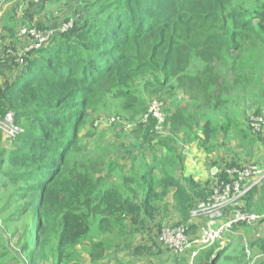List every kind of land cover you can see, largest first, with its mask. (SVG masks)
<instances>
[{
    "label": "trees",
    "instance_id": "1",
    "mask_svg": "<svg viewBox=\"0 0 264 264\" xmlns=\"http://www.w3.org/2000/svg\"><path fill=\"white\" fill-rule=\"evenodd\" d=\"M45 1L34 3L35 12L44 9ZM92 1L78 3L86 4L81 8L86 22L62 37L56 34L48 46L28 54L8 91L7 85L0 88V107L13 110L14 122L24 126L18 148L5 155L12 169L6 173L14 187L11 196L20 198L23 205H16L15 213H28L27 236L20 250L22 264H79L83 253H87L90 264H96L109 249L114 253L128 249V219L138 225L140 217L151 218V204L169 189H173L176 211L186 223L189 211L201 198L185 188L194 184L191 180H185L183 186L168 172L161 181L162 193L154 194L157 168L151 166L138 177L132 173L121 184L110 183L106 175L114 171L116 163H106L104 158L97 162L82 153L73 145L77 129L92 98L102 94L98 89L103 84L112 83L109 91L118 97L130 92L133 84L149 97H167L179 90L190 101L170 118L172 126L184 121L174 132L191 129L190 122L205 119L200 126L205 142L200 146L218 149V143L206 144L213 140L210 116L225 94L215 64L222 59L223 64V54L241 49L247 34L263 32L262 12L241 9L237 3L226 5L227 0ZM11 12L4 18V27H10L16 35L18 27L26 23L17 22ZM126 65L134 69L133 76L127 75L129 85L126 75L117 74ZM214 100L218 103L213 104L212 111L201 110L200 102ZM192 110L195 115L190 113ZM100 155L105 157L106 153ZM166 162L170 161L162 158L161 164ZM100 164L103 166L98 168ZM213 168L218 173L211 179L224 178L222 169ZM135 184L140 194L132 187ZM47 186H52L56 196L53 205L44 209L42 199ZM256 187L242 199L243 211L244 201L251 203L254 199ZM255 208L256 212L264 210L263 198ZM262 223L264 226V220ZM239 226L243 225L233 229ZM215 243L199 251L208 249L196 264L233 261L226 256L227 250ZM261 244L262 238L260 249ZM241 253V261L231 264H247L244 247ZM5 262L0 255V264ZM256 264H264V257Z\"/></svg>",
    "mask_w": 264,
    "mask_h": 264
},
{
    "label": "rangeland",
    "instance_id": "2",
    "mask_svg": "<svg viewBox=\"0 0 264 264\" xmlns=\"http://www.w3.org/2000/svg\"><path fill=\"white\" fill-rule=\"evenodd\" d=\"M58 1L53 7L46 9L40 14L42 17L48 14V19L44 23L26 25L37 27L41 30H56L61 22L65 23L64 21H66L71 22L72 25L66 31L69 32L78 24L86 22L87 17H85L84 11L81 10L86 4L78 6L72 0H68L65 3L62 1L57 3ZM77 1L82 2V0ZM229 3L233 5L237 3L241 9L252 12L260 11L264 14V0H250V2L247 0H227L225 2L226 5ZM71 13L74 16L70 15ZM40 16H37L35 20H39ZM55 21L57 22L55 23ZM253 24L257 28V20H254ZM262 28L263 32L261 33L252 31L247 34L241 49L223 54V58L225 57L223 64V59L215 64L216 71L222 76V90L225 94L219 99L220 106L210 116L213 126V140L206 144L213 145L218 143V149H223L209 156L208 160L205 161L207 167L214 165L213 167H218L221 170L227 166L237 165L238 167H243L253 165L259 170L261 175H264V139L262 137L264 127L262 128V134H260L253 133L248 126L249 116L264 114V23ZM56 36L57 38L62 37V34L57 33ZM28 56H26L25 60ZM10 64L15 66L14 59H12ZM133 70L132 65H126L117 72L120 77L126 75L127 78H124L127 82L126 85H129L128 81H131L127 75L133 76ZM13 78L15 79V77ZM0 80V86L4 87L7 85L8 91L9 86L13 84L12 78L6 79L3 75ZM111 86L112 83L101 85L98 91L102 94H96L88 104L85 117L77 129L76 142L73 145H77L82 153L92 156L94 161L98 162L104 158L106 163H116L114 171L106 175L110 183L121 184L124 179H130L132 173L138 177L142 171H145V168L148 170L151 166H155L157 168L155 172L157 189L154 194L160 195L162 193V188L160 187L162 179L158 175V167L161 165L163 153L158 151L159 144L174 145L175 154L167 159L168 161L173 163L184 162V158L193 149L201 150L200 144L205 142L204 136L200 131V126L205 119L195 120V124L190 122L191 129L187 128V130L176 133L174 131L179 129L184 121L172 126L170 118L175 116L180 111V108H185L190 101L183 92L176 90L171 96L149 97L147 93L142 91L140 86L133 84L130 92L118 97L112 95L113 91H109ZM7 98L8 95L4 99L7 100ZM158 101L163 102L165 106L163 122L160 123L154 119L143 122L145 112L150 104ZM214 103L218 102L215 100L208 104L200 102V108L205 112H210ZM194 110L199 112L198 109ZM194 110L190 112L193 115H195ZM8 114H11V123L22 132L24 126L14 122V111L0 107L1 121ZM112 118L116 121H110ZM225 129H228V131L224 132ZM19 136L9 138L0 129V255L8 261L5 262L6 264H22L20 250L27 236L28 213L22 212L20 215H16V205L20 204L22 207V200L11 196L14 187H12V180L10 181L6 177V173L11 172L12 169L11 163L5 155L11 150L18 148ZM211 150L210 146L206 150L204 149L208 154ZM103 152L106 153L105 157L100 155ZM202 158L204 156H196V153H193L192 161L197 164ZM102 166L100 164L98 168ZM209 170L207 168L205 170L206 173ZM261 180L256 184L258 191L255 193L252 202L247 203V200L244 201V211L255 215L261 214L260 218L251 225H243L231 230L215 243L220 248L227 250L226 256L233 259V261L222 259L219 264H231L232 262L241 261L239 260L242 258L241 247H244L247 264H256L259 258L263 257L264 235L262 220L264 219V210L256 212V208L254 209L259 200L261 198L264 199V189H261L264 186V181ZM192 182L194 183L192 186H185L187 191L200 196L201 198L198 202L206 201L211 196L215 185L214 180L208 174L204 181H199V183L196 181ZM207 183L209 184V189H207ZM51 187L47 186L45 188L42 199L44 209L50 208L55 202L56 191ZM132 187L138 194L141 193L137 184ZM200 187L204 188L203 191ZM172 192L173 189H169L162 199H157L151 204L153 208L151 218L141 219L140 217L138 225L133 224L128 219L126 222V238L130 242L128 251L115 256L105 253L103 259L96 264L200 263V259L204 257L206 250L211 247L191 259L189 253L177 257L169 254L159 243L158 237L156 243V236L162 228L186 226L191 221L190 216H188L189 220L187 223H183L180 218H178L179 222H176L177 220L174 216L176 205L171 199ZM221 213L224 216L229 215L231 213L230 206L222 209ZM34 218L36 216L33 214L31 217L33 222ZM31 228V232H34L33 226ZM192 233L190 232L191 235H193ZM103 238V236H100V239ZM83 257H87V253H83ZM44 264L52 263L45 262ZM79 264L90 263L87 258H84Z\"/></svg>",
    "mask_w": 264,
    "mask_h": 264
},
{
    "label": "built area",
    "instance_id": "3",
    "mask_svg": "<svg viewBox=\"0 0 264 264\" xmlns=\"http://www.w3.org/2000/svg\"><path fill=\"white\" fill-rule=\"evenodd\" d=\"M6 1L0 0V11ZM83 1L90 2L92 0ZM71 26V22L61 23L56 30H41L27 25L21 26L18 30V36L26 38L28 42L22 52L15 56V64L23 66L28 54L48 46L57 33L63 34ZM163 107L164 103L160 101L150 104L144 115L143 122H147L149 119H154L160 123L163 122ZM110 121L116 120L112 118ZM248 126L253 133L262 134L264 114L249 116ZM0 129L9 138H15L22 133L11 123V114H8L3 121L0 120ZM262 137L264 139V134H262ZM222 173L224 178H214L215 185L211 196L204 202H196L189 211L190 220L205 218V224L194 235L190 234L187 226L162 228L158 233V240L165 250L175 256L189 253V257L193 259L200 250L210 247L225 233L230 232L234 226L251 225L258 221L260 216L243 211L242 199L264 175H261L259 170L253 165L224 167ZM229 206L231 213L226 216L222 215L221 210Z\"/></svg>",
    "mask_w": 264,
    "mask_h": 264
},
{
    "label": "crops",
    "instance_id": "4",
    "mask_svg": "<svg viewBox=\"0 0 264 264\" xmlns=\"http://www.w3.org/2000/svg\"><path fill=\"white\" fill-rule=\"evenodd\" d=\"M57 0H46L44 2V9L40 12L36 11V5L34 3H37L38 0H7L5 4L2 7V10L0 11V66H1V76H5L6 79L12 78L11 81H14L17 76H19V72L23 70V66H18L15 64L11 65L12 59L15 58L17 54L22 52V50L25 48L27 44V39L22 38L18 36V30L21 26L26 25H20L17 29L16 35L15 31L10 29V27L6 28V25L4 27V18L11 12L12 17L16 19L17 22H25L26 24H40L44 23L48 19V14L45 17L40 16L42 12H44L46 9H49L54 6ZM66 2L68 0H59L57 3ZM75 1V5H78L77 0H72V2ZM48 12V11H47ZM57 14V13H56ZM2 16V18H1ZM37 16L39 17V20H35ZM28 26V25H27ZM17 28V27H16ZM10 29V30H9ZM5 51V52H4ZM12 56V57H11ZM17 75V76H16ZM15 77V79L13 78ZM1 85V80H0ZM1 88V86H0ZM201 150H195L193 149L185 158L184 162L181 163H173V162H166L161 164L158 167V175L160 176V179H163L167 173L169 172L171 174L170 177H172L174 180L179 182L181 185H186L185 180H192L199 183V181H204L207 178V175H210V171L213 168V165L210 167L206 166V160H208L209 156L212 154L221 151L223 148L215 149L212 148L211 152L206 153L204 151V147L200 146ZM158 151H162V158L169 159L171 156H174V145L173 144H167L162 145L158 147ZM193 153H196V156H204L197 164L192 161ZM208 155V156H207ZM221 160V159H220ZM209 168V172L206 173V169ZM211 176V175H210ZM189 192V191H188ZM171 199L173 200L172 194ZM196 199V198H195ZM176 218V222H179V219H181L180 214L176 211L174 214ZM189 220V219H188ZM187 220V222H188ZM264 220V219H263ZM186 222V223H187ZM205 224V219H197V220H191L189 223L186 224L188 231L193 232L192 234H196L197 231L201 226ZM263 232H264V226H263ZM157 237L156 236V243H157ZM129 246L128 249H124V251H128L130 249V242L127 241V244ZM124 251L114 253V250L109 249L105 251V253H108L110 255H119L122 254ZM169 254L175 256L171 252L167 251ZM104 253V254H105ZM103 254V256H104ZM177 257V256H176ZM87 258V257H84ZM83 258V259H84ZM88 259V258H87ZM103 259V257H102ZM100 259V260H102ZM99 260V261H100ZM89 261V260H88ZM90 263V262H89Z\"/></svg>",
    "mask_w": 264,
    "mask_h": 264
},
{
    "label": "water",
    "instance_id": "5",
    "mask_svg": "<svg viewBox=\"0 0 264 264\" xmlns=\"http://www.w3.org/2000/svg\"><path fill=\"white\" fill-rule=\"evenodd\" d=\"M216 172H217V169L216 168H212L211 171H210V175L213 177V176H215Z\"/></svg>",
    "mask_w": 264,
    "mask_h": 264
},
{
    "label": "clouds",
    "instance_id": "6",
    "mask_svg": "<svg viewBox=\"0 0 264 264\" xmlns=\"http://www.w3.org/2000/svg\"><path fill=\"white\" fill-rule=\"evenodd\" d=\"M217 173H218V171L216 172V174H217ZM216 174H215V175H216ZM213 177H214V176H213Z\"/></svg>",
    "mask_w": 264,
    "mask_h": 264
}]
</instances>
